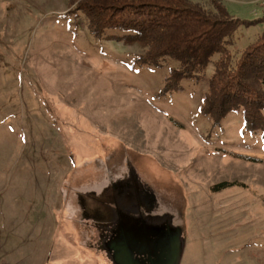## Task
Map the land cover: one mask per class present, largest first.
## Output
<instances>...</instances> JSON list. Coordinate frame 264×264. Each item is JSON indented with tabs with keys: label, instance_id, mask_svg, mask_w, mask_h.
Listing matches in <instances>:
<instances>
[{
	"label": "rangeland",
	"instance_id": "rangeland-1",
	"mask_svg": "<svg viewBox=\"0 0 264 264\" xmlns=\"http://www.w3.org/2000/svg\"><path fill=\"white\" fill-rule=\"evenodd\" d=\"M72 1L0 0V264H264V130L202 112L213 64L163 94L178 63L138 66ZM218 1L264 19V0ZM262 32L239 29L236 60Z\"/></svg>",
	"mask_w": 264,
	"mask_h": 264
},
{
	"label": "trees",
	"instance_id": "trees-1",
	"mask_svg": "<svg viewBox=\"0 0 264 264\" xmlns=\"http://www.w3.org/2000/svg\"><path fill=\"white\" fill-rule=\"evenodd\" d=\"M88 20L97 39H109L138 47L140 67H163L176 61L166 79L163 94L182 92L185 79H202L213 64L214 72L204 95L202 112L220 123L230 113H243L246 129L264 130V32L236 60L231 47L240 28L264 19L234 18L218 0L209 11L191 0H73ZM217 57L216 60H214ZM218 186L217 189L228 187Z\"/></svg>",
	"mask_w": 264,
	"mask_h": 264
},
{
	"label": "flooded vegetation",
	"instance_id": "flooded-vegetation-1",
	"mask_svg": "<svg viewBox=\"0 0 264 264\" xmlns=\"http://www.w3.org/2000/svg\"><path fill=\"white\" fill-rule=\"evenodd\" d=\"M146 232H140V235H144V241L143 242H137L135 241V244L138 245L139 249H143L145 251H147V253L151 256L154 255V253H157L156 248L153 247L149 241H148V237L146 236ZM142 233V234H141ZM130 251V252H129ZM132 251V252H131ZM131 253H133V249L130 248H126L125 250L121 251V262H123V264H134V258L131 256ZM165 260H163V258H159L157 260L151 258V264H164Z\"/></svg>",
	"mask_w": 264,
	"mask_h": 264
}]
</instances>
